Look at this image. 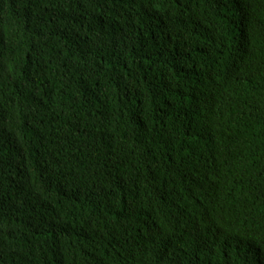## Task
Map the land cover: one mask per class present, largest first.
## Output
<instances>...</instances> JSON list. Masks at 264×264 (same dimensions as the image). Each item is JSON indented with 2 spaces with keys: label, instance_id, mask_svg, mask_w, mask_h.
<instances>
[{
  "label": "trees",
  "instance_id": "1",
  "mask_svg": "<svg viewBox=\"0 0 264 264\" xmlns=\"http://www.w3.org/2000/svg\"><path fill=\"white\" fill-rule=\"evenodd\" d=\"M0 264H264V0H0Z\"/></svg>",
  "mask_w": 264,
  "mask_h": 264
},
{
  "label": "clouds",
  "instance_id": "2",
  "mask_svg": "<svg viewBox=\"0 0 264 264\" xmlns=\"http://www.w3.org/2000/svg\"><path fill=\"white\" fill-rule=\"evenodd\" d=\"M230 73L229 71L221 72L220 74L223 76L221 79L212 77L209 73L202 74L185 90L184 93L188 94V97L184 98V100L191 103L197 100L215 101L222 97L226 99L223 104H226L229 99L234 101L244 100L249 91L248 86L243 84L236 90H229L227 81L231 78ZM238 92H241L243 96L239 97ZM192 94L197 96L192 98Z\"/></svg>",
  "mask_w": 264,
  "mask_h": 264
},
{
  "label": "bare ground",
  "instance_id": "3",
  "mask_svg": "<svg viewBox=\"0 0 264 264\" xmlns=\"http://www.w3.org/2000/svg\"><path fill=\"white\" fill-rule=\"evenodd\" d=\"M249 12H250V8H248V10H247V16H248V14H249ZM251 18H245L244 17V20L245 21H249ZM198 101V100H197ZM197 101H195V102H197ZM198 124V122L196 121V120H193V119H187L186 117H182V125L181 126H184L185 128H187L188 126L190 127H194V126H196ZM193 130V129H192Z\"/></svg>",
  "mask_w": 264,
  "mask_h": 264
}]
</instances>
